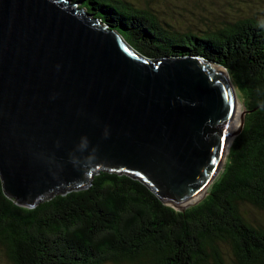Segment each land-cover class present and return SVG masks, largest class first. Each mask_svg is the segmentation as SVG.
<instances>
[{"label":"water","instance_id":"obj_1","mask_svg":"<svg viewBox=\"0 0 264 264\" xmlns=\"http://www.w3.org/2000/svg\"><path fill=\"white\" fill-rule=\"evenodd\" d=\"M236 98L226 67L146 57L78 2L0 0V176L19 205L101 170L187 203L224 166Z\"/></svg>","mask_w":264,"mask_h":264},{"label":"trees","instance_id":"obj_2","mask_svg":"<svg viewBox=\"0 0 264 264\" xmlns=\"http://www.w3.org/2000/svg\"><path fill=\"white\" fill-rule=\"evenodd\" d=\"M71 1L146 57L200 56L226 67L245 94L244 127L207 195L184 210L127 173L101 170L87 188L35 207L7 196L0 176V256L13 264H226L229 248L236 264H264V222L252 214L264 213V20L222 16L179 31L133 1Z\"/></svg>","mask_w":264,"mask_h":264},{"label":"rangeland","instance_id":"obj_3","mask_svg":"<svg viewBox=\"0 0 264 264\" xmlns=\"http://www.w3.org/2000/svg\"><path fill=\"white\" fill-rule=\"evenodd\" d=\"M128 1H133V3L136 4L137 6H144L147 8L151 7L153 11L157 12L158 15H160L161 18L170 21L175 27L179 28L178 29L179 31L186 30L189 27L206 28L208 25L212 24L213 22L221 21L222 16L231 19L257 16L258 19L264 20V0H128ZM146 1L148 2V4ZM236 88H237L239 100H241V102L245 104V94L243 89L239 88V86H236ZM229 151L230 148L229 149L227 148L225 152L226 158L228 156ZM210 186L211 184L207 188H205L202 192L207 190L208 193ZM205 196H203L200 200H197L187 206H183V205L194 200L196 197L190 200L189 202L181 204L179 206L172 204L170 205L180 210L186 209L187 207H190L201 201ZM252 214L254 215V217L259 218L264 222V213L258 210H253ZM228 249L229 248H226L224 253V260L226 264H236L233 259L234 257L232 251ZM0 264H13V262L11 261L8 255L7 256L1 255ZM211 264H216V263L212 261Z\"/></svg>","mask_w":264,"mask_h":264},{"label":"bare ground","instance_id":"obj_4","mask_svg":"<svg viewBox=\"0 0 264 264\" xmlns=\"http://www.w3.org/2000/svg\"><path fill=\"white\" fill-rule=\"evenodd\" d=\"M232 80V79H231ZM233 82V81H232ZM234 84V83H233ZM234 88H235V93H236V99H235V112H234V116H233V118H232V120H231V123H230V128H229V133H228V138H227V143H226V148H225V152H226V150H227V148L229 149L230 148V146L232 145V142H233V140H234V138H235V136L238 134V131L240 130V128H241V126H242V119H241V117H242V113H243V111H244V104L241 102V100H239V96H238V92H237V89H236V86H235V84H234ZM244 115V114H243ZM242 121V122H241ZM225 156H226V154H225ZM223 167V163H222V166H221V168ZM221 168L219 169V171H218V175H219V173H220V170H221ZM217 175V176H218ZM209 186V185H208ZM207 186V187H208ZM207 187H205V188H207ZM204 188V189H205ZM203 189V190H204ZM202 190V191H203ZM201 191V192H202ZM200 192V193H201ZM199 193V194H200ZM198 194V196L194 199V200H192V201H190L189 203H187V204H185V205H183V206H187V205H189V204H191V203H193V202H195V201H197V200H200L203 196H205L206 194H207V190L206 191H204V192H202L200 195ZM177 206H179V205H177Z\"/></svg>","mask_w":264,"mask_h":264}]
</instances>
